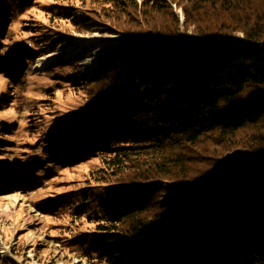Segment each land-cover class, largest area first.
<instances>
[{
    "label": "trees",
    "instance_id": "16d2710c",
    "mask_svg": "<svg viewBox=\"0 0 264 264\" xmlns=\"http://www.w3.org/2000/svg\"><path fill=\"white\" fill-rule=\"evenodd\" d=\"M87 1L65 15L74 28L103 31L89 10L95 5L115 27L114 14L128 17L132 30L121 32L136 38L85 81L96 88L90 98H107L92 126L111 142L94 175L107 186L97 200L100 256L109 264H264V0H187L186 19L209 10L215 18L232 13L236 24L198 32V45L180 40L173 14L174 26L148 24L178 0ZM137 15L147 28L136 26ZM220 34L229 41L213 42ZM251 126L258 131L233 149L243 152L240 166L218 165L200 178L188 172L184 149ZM162 178L180 188L166 192Z\"/></svg>",
    "mask_w": 264,
    "mask_h": 264
},
{
    "label": "rangeland",
    "instance_id": "374dc122",
    "mask_svg": "<svg viewBox=\"0 0 264 264\" xmlns=\"http://www.w3.org/2000/svg\"><path fill=\"white\" fill-rule=\"evenodd\" d=\"M87 2L0 0V264H109L97 248L101 232L95 221L101 214L97 200L107 186L94 175L101 167L98 154L111 142L92 126L107 98H90L89 92L95 93L96 88L85 81L104 70L114 48L136 38L123 34L134 24L128 17L114 14L115 27V21L95 5L89 10L103 24V31H78L65 15ZM170 9L148 24L174 26L173 14L180 40L189 45H198L196 34L211 31L218 22L236 27L228 12L215 18L208 10L207 15L191 13L186 19V11L193 10L187 0H178ZM237 13L235 19L243 15ZM136 18L137 27L147 28L142 16ZM92 36L101 39L91 49L80 44L81 38ZM235 36L238 42L243 33L238 30ZM103 37L114 39L104 43ZM212 41L229 39L220 34ZM78 44L64 59L36 67L37 58L47 52ZM88 58L100 60L93 72L86 65ZM255 130L251 126L229 137L211 133L184 149L188 172L200 178L210 170L218 171V165L233 171L229 167L240 166L238 157L243 155L233 149ZM162 180L166 192L173 185L180 188L176 180Z\"/></svg>",
    "mask_w": 264,
    "mask_h": 264
},
{
    "label": "bare ground",
    "instance_id": "6f19581e",
    "mask_svg": "<svg viewBox=\"0 0 264 264\" xmlns=\"http://www.w3.org/2000/svg\"><path fill=\"white\" fill-rule=\"evenodd\" d=\"M101 38L100 37H97V36H92V37H83L81 38V43L80 44H86L87 48H90L91 49V44H96ZM114 38H107V37H103V42L104 43H108L109 41L113 40ZM121 39V38H119ZM78 45H75L73 47H69L67 49H62V50H55V51H52V52H47L46 54H44L43 56H40L37 58L36 60V67L37 68H41L47 64H50L52 62H55V61H58V60H62L64 59L69 53L71 50H73L74 48H76ZM100 54H97V56H99ZM100 64V60H89L88 58V62L86 63V65H91L93 67V71H95L98 66ZM2 251V250H1Z\"/></svg>",
    "mask_w": 264,
    "mask_h": 264
},
{
    "label": "water",
    "instance_id": "95a60500",
    "mask_svg": "<svg viewBox=\"0 0 264 264\" xmlns=\"http://www.w3.org/2000/svg\"><path fill=\"white\" fill-rule=\"evenodd\" d=\"M233 40H234V39H233ZM234 168H235V166H233V167H232V166H231V167H229V169H234Z\"/></svg>",
    "mask_w": 264,
    "mask_h": 264
}]
</instances>
